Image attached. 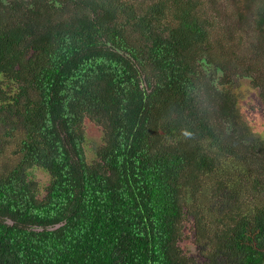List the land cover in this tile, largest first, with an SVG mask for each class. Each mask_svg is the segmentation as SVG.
I'll use <instances>...</instances> for the list:
<instances>
[{"label": "trees", "instance_id": "trees-1", "mask_svg": "<svg viewBox=\"0 0 264 264\" xmlns=\"http://www.w3.org/2000/svg\"><path fill=\"white\" fill-rule=\"evenodd\" d=\"M215 1L0 0V264H264V0Z\"/></svg>", "mask_w": 264, "mask_h": 264}, {"label": "rangeland", "instance_id": "rangeland-1", "mask_svg": "<svg viewBox=\"0 0 264 264\" xmlns=\"http://www.w3.org/2000/svg\"><path fill=\"white\" fill-rule=\"evenodd\" d=\"M244 6V3H238V0H216L214 4V7L216 8L215 23L219 26L218 29H221L219 33L226 36H234L235 42L242 40L238 38V36H240L239 33L246 34L247 26H249V22L251 20V18L249 19V17H251V13H249ZM250 46V43L239 46V55H244V53L247 52V48ZM247 81L248 80H243L240 82L241 85L239 92L245 96L246 102L252 105V111L258 112L257 114H254V116L258 121H261L260 126L262 131L260 135L264 140V104L260 101L255 90L247 84ZM85 131L87 142L89 145H92L93 141L99 138L100 129L93 122L87 120L85 122ZM9 152L10 148L6 150L5 154L8 155ZM86 153L88 157H91L92 150L86 149ZM6 159L8 158H4V155L0 156V167L3 164V161ZM33 172L37 181L41 185H44L48 181V177L43 171L36 169ZM181 245L184 246L188 251L195 250L196 252L194 233L192 234L190 222L186 224V228L184 229V234L181 237Z\"/></svg>", "mask_w": 264, "mask_h": 264}]
</instances>
